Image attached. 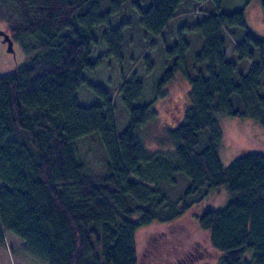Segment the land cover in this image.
I'll return each instance as SVG.
<instances>
[{
    "label": "trees",
    "instance_id": "16d2710c",
    "mask_svg": "<svg viewBox=\"0 0 264 264\" xmlns=\"http://www.w3.org/2000/svg\"><path fill=\"white\" fill-rule=\"evenodd\" d=\"M222 1L195 0L202 18L188 30L201 46L188 61L176 29L149 102L141 101L140 80L121 83L127 123L117 132L115 105L102 85H89L95 103H79L76 93L84 71L100 64L102 56L89 58L96 40L106 56L121 59L127 23L113 20L126 0H0V25L27 60L0 75L1 245L13 234L45 264H138L139 228L173 223L224 189L222 207L195 217L220 254L217 264H264V152L242 151L224 166L217 123L224 115L264 128V36L246 27L242 9L230 11ZM145 2L136 5L139 24L152 41L162 39L184 0ZM258 2L264 17V0ZM235 29L237 62L227 59L224 38ZM176 71L188 82L190 105L166 132L172 147L149 150L139 129ZM85 138L103 153L99 172L79 156Z\"/></svg>",
    "mask_w": 264,
    "mask_h": 264
},
{
    "label": "rangeland",
    "instance_id": "374dc122",
    "mask_svg": "<svg viewBox=\"0 0 264 264\" xmlns=\"http://www.w3.org/2000/svg\"><path fill=\"white\" fill-rule=\"evenodd\" d=\"M145 1L126 0L123 11L121 10L113 20L116 26L127 23L123 29L120 60L106 56L107 48L101 38L98 39L99 41L96 40L97 45L92 44L93 55L91 54L89 58L96 61L99 56H102L100 64L95 71H84L85 83L76 93L79 103H95L99 98L89 85H102L111 95L115 105L114 118L117 132H120L127 123V113L121 106L117 92L121 83L132 77L140 80L144 87L141 101L149 102L155 84L161 78L165 68V51L176 41V29L182 28L179 36L187 46L185 55L188 61L201 46L198 35L188 30L195 21L202 18V15H199L201 6L194 4L195 0H184L179 8L181 15L172 21L168 30L162 34L163 40L157 38L153 41L138 21L136 5H145ZM222 2L223 7L231 9L230 11L242 9L246 27L255 34L264 36V17L258 0H223ZM0 30L5 32L2 25ZM232 32H224L226 57L228 60L237 62L234 49L241 31L235 29ZM26 61V55L19 42L13 41L10 52L7 44L2 43L0 38V75L8 73ZM240 65L246 67L244 62ZM188 89V82L180 71H176L173 78L165 84L163 96L153 101L152 108L155 115L139 129L147 149L166 150L172 147L167 140L166 132L180 122L189 107ZM138 103L140 102H136ZM217 123L221 132L218 152L224 166H227L242 151L264 152V128L258 122L218 115ZM78 151L80 158L95 172L103 169V153L95 142H90L88 138L83 139ZM227 198L225 190L218 189L209 193L201 203L191 207L184 216L173 223H152L139 228L135 235L138 264H217L220 254L209 246L206 233L199 229L195 217L206 209L222 207ZM4 242V245L0 244V264H45L28 252L24 243L15 235L5 234Z\"/></svg>",
    "mask_w": 264,
    "mask_h": 264
},
{
    "label": "water",
    "instance_id": "95a60500",
    "mask_svg": "<svg viewBox=\"0 0 264 264\" xmlns=\"http://www.w3.org/2000/svg\"><path fill=\"white\" fill-rule=\"evenodd\" d=\"M0 37H2V43H6L7 44V49L8 51H12V39L10 38V36L4 32L3 30H0Z\"/></svg>",
    "mask_w": 264,
    "mask_h": 264
},
{
    "label": "flooded vegetation",
    "instance_id": "af4514ba",
    "mask_svg": "<svg viewBox=\"0 0 264 264\" xmlns=\"http://www.w3.org/2000/svg\"><path fill=\"white\" fill-rule=\"evenodd\" d=\"M1 38V37H0ZM6 44V43H5Z\"/></svg>",
    "mask_w": 264,
    "mask_h": 264
}]
</instances>
